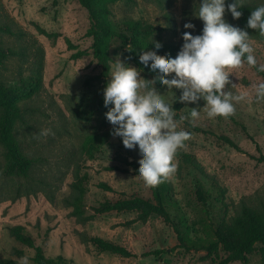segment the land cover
<instances>
[{
	"label": "rangeland",
	"instance_id": "1",
	"mask_svg": "<svg viewBox=\"0 0 264 264\" xmlns=\"http://www.w3.org/2000/svg\"><path fill=\"white\" fill-rule=\"evenodd\" d=\"M53 1L0 0V23L12 30L1 34V44L15 51L1 66L0 78L7 84L18 83L21 75L34 70L37 48L43 50L42 90L22 101L29 108L14 128L21 150L34 160L27 174L8 171L7 149L0 142V260L9 258L18 264L22 256L16 249H23L32 261L35 249L11 232V227L20 224L43 246L47 256L62 254L77 264H215L226 254L223 249L218 254H208L205 250L175 248L179 243L177 232L158 214L144 221L137 218V211L96 213L95 207L107 199L134 195L152 198V190L129 165L130 161L141 159L138 150L126 151L120 138L111 135L94 157L83 153L82 143L87 135L113 127L104 115L107 108L101 103L104 80L97 75L102 66L94 56L93 38L86 35L90 27L88 10L79 0H58L57 4ZM261 3L264 0H243V5L248 6ZM110 7V18L116 27H124L129 19L155 25L156 31L147 38L154 44L183 43L185 31L199 34L203 27V21L194 15L199 0H117ZM225 18L247 28L230 12ZM189 21L194 29L184 28ZM41 28L59 34L54 39ZM247 31L258 64H264V38L251 28ZM68 39L77 47L70 49ZM78 49H86L87 53L72 58ZM109 53L111 71L119 58L136 66L142 79H154L152 73L139 66L137 57L123 46L120 38L110 40ZM231 72V83L225 90L234 95L247 92L249 99L234 102L235 113L227 118H208L203 100L199 106L185 102L176 109L180 101H174L181 90L173 89L174 93L159 84L154 86L167 102H174L173 107L181 116H189L191 107L197 106L200 111L194 122L190 117L183 121L175 118L180 128L191 132V137L178 149L176 171L170 177L174 187L169 199L171 212L181 218L191 236L209 237L212 223L229 219L242 202L264 207V102L255 101L252 88L254 83L264 81V73L246 63ZM47 128L54 135H40ZM221 135L231 137L240 148L231 146ZM187 155L202 168L189 162ZM76 169L85 176L86 213L94 215L86 221L73 215V207L65 202L76 180ZM198 179L211 193L207 204L198 200ZM102 181L112 189L100 187ZM92 235L124 245L134 255L101 251L88 240ZM260 246L258 243L247 263L229 264H264ZM157 250L162 251L156 253Z\"/></svg>",
	"mask_w": 264,
	"mask_h": 264
},
{
	"label": "clouds",
	"instance_id": "2",
	"mask_svg": "<svg viewBox=\"0 0 264 264\" xmlns=\"http://www.w3.org/2000/svg\"><path fill=\"white\" fill-rule=\"evenodd\" d=\"M243 0H199L196 17L203 21L199 34L185 31L183 44L175 57L158 55L163 46L155 43L154 51L141 52L139 66L154 75V79H142L138 68L117 58L103 89L105 117L113 126L111 134L122 140L128 152H139L138 174L148 186H156L169 179L176 171L175 156L185 145L191 132L180 128L175 119L174 102L193 103L203 108L210 119L229 117L235 113V103L247 101V92L232 94L226 91L231 83V69L245 63L264 72V64H258L254 49L249 42L247 28L257 30L264 37V3L251 10L247 28L230 23L226 12L234 19L242 16ZM185 29H194L192 22ZM159 84L167 91L181 90L173 103H169L154 86ZM254 99L264 102V81L254 83ZM175 93V92H174ZM191 107L189 117L194 122L200 117L198 107ZM53 134L50 128L40 135ZM18 264H31L29 255L19 258Z\"/></svg>",
	"mask_w": 264,
	"mask_h": 264
},
{
	"label": "trees",
	"instance_id": "3",
	"mask_svg": "<svg viewBox=\"0 0 264 264\" xmlns=\"http://www.w3.org/2000/svg\"><path fill=\"white\" fill-rule=\"evenodd\" d=\"M80 3L88 10L90 17V27L86 31L87 36L93 38L92 48L94 56L102 66L101 72L97 77L103 78L104 87L107 77L111 71V56L109 53V42L112 38L121 39L123 46L139 60L141 52L154 51V43L148 41V37L156 31L155 25L144 23L141 20L129 19L122 28L116 27L110 18V5L117 0H79ZM135 1V0H130ZM58 0H54L53 4H57ZM257 6L244 5L241 7V21L247 24L251 10ZM41 31L50 37L56 39L58 32L48 31L41 28ZM253 31L257 34L258 31ZM3 32H12L8 25L0 23V68L6 59L15 51L12 48H6L1 44V34ZM262 37V36H261ZM264 38V37H262ZM163 50L158 53L161 57L171 55L176 56L183 43L178 41L160 43ZM70 49L76 48L77 45L68 39ZM35 51V68L27 76L21 75L19 82L7 84L0 78V142L7 149L9 157L8 171L13 173L27 174L34 160L23 153L20 148L19 141L14 134V128L17 119L23 118L24 111L29 107L22 104L24 99L32 98L37 95L43 87V50L37 48ZM87 53L86 49H78L72 53V58H79ZM257 69V68H256ZM264 73V72H261ZM90 79L87 80L89 82ZM103 103V99L101 101ZM184 103H176V109L182 108ZM180 113L176 112L175 118L179 119ZM195 129L201 130L200 127L194 126ZM111 130L91 133L87 135L82 143V151L90 157H94L99 152L106 141L111 137ZM221 138L231 146L240 148L239 145L228 135H221ZM189 162L198 168H202L197 160L187 155ZM264 160V156L262 157ZM134 173L138 174L139 161L132 160L129 162ZM118 169L119 167H111ZM124 170L128 171V168ZM85 176H82L76 169V180L72 183V191L65 202L68 206H72L71 213L78 216L83 221L91 219L94 215L86 213L85 194L86 186L84 183ZM100 187L111 190L112 187L107 182H100ZM152 190V198H146L140 195L119 198L117 200L107 199L95 207L96 213H104L109 211H137L139 220H148L153 214L162 216L166 222L172 224L179 243L175 248H183L185 250H205L208 254L219 253L221 249L225 251V255L220 257L215 264H229L234 261H242L247 263L249 255L257 248L260 243V251L264 259V207L259 209L246 202H242L235 214L229 219L213 222L211 235L209 237L191 236L188 229L184 227V222L177 215L171 212L170 196L173 192V182L171 178L163 181L156 186H150ZM196 194L198 200L207 204L211 198V193L206 190L201 180L196 182ZM11 232L18 240L29 247L35 249L31 264H77L62 254L56 257L47 256L43 246L37 244L34 237L26 231L23 225H14ZM88 240L93 242L101 251H111L123 256H133L134 253L128 247L106 239L99 235H92ZM162 250H157L156 253ZM20 256L26 253L23 249H16ZM0 264H15V261L9 258L0 260Z\"/></svg>",
	"mask_w": 264,
	"mask_h": 264
}]
</instances>
